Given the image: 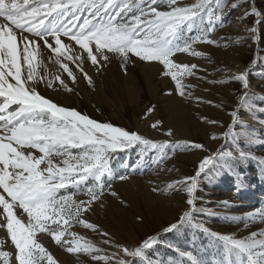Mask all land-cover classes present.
<instances>
[{
  "label": "snow or ice",
  "instance_id": "6c2138e0",
  "mask_svg": "<svg viewBox=\"0 0 264 264\" xmlns=\"http://www.w3.org/2000/svg\"><path fill=\"white\" fill-rule=\"evenodd\" d=\"M158 4H166L169 10H159L154 6ZM238 6L235 2L228 5L226 0H195L184 6H180L178 0H0V228L6 229L15 247L17 264H58L53 254L37 241L38 232L50 235L55 244L68 253L83 252L106 264H135L137 258L151 264L148 252L157 245L159 234L146 236L134 247L128 246L113 242L108 232L81 219V214L89 211L93 202L99 203L105 189L111 188L107 178L112 176V153L133 146L140 147L141 154L149 150L164 152L173 144L208 151L201 143L145 138L110 122H99L75 108L59 105L41 95L38 85L46 83L51 88L53 81L47 78L46 66L43 76L37 71L41 64L37 60L41 49L38 41H43L51 50L55 57L52 62L59 65L73 82L76 76L62 58L74 64L77 60L81 64L84 61L79 55L74 58L69 54L71 47L63 42L62 36L79 45L86 52V59L98 69L104 66L103 62L109 61L108 54L118 56L124 62L121 67L125 71L131 55L146 62H159L163 66L162 74L175 82L176 94L183 97L186 88L191 87L183 83V78L195 75L193 70L197 65L178 64L172 58L177 53L205 56L193 45L199 41L217 44L218 41L209 38V34L214 32L216 25H222L225 7L235 9ZM250 14L262 15L251 8L244 13L245 17ZM193 30L197 35H185ZM249 31L255 38L257 28L252 27ZM48 38L54 40L55 46L49 43ZM239 39L237 37V41ZM81 64H76V67L91 85L92 77ZM53 79L59 81L65 90H73L60 75L53 74ZM227 79L240 82L245 89L238 106L242 108L250 96L246 91L249 87L247 70L232 72ZM166 94L171 95L172 92ZM13 105L15 109L10 110ZM153 108L150 107L148 112ZM231 116L229 131L222 134L225 138L237 135L232 129L239 119L238 111L233 110ZM206 122L217 123L215 120ZM161 123L156 120L152 127L156 128ZM167 135H173L171 128ZM73 149L77 151L73 152ZM57 158H60L59 162ZM237 158H252V155L243 150L238 153L225 151L222 147L205 155L193 175L170 183V188H180L186 193V205L189 207L176 223L163 231L191 225L222 242L224 254L219 264H236L231 259L233 256L240 258L239 264H264V232H252L237 238L194 222L198 178L218 161ZM139 163L140 160L137 161ZM118 179L125 180L127 176L121 175ZM70 188L73 191L69 192ZM61 190L65 194H61ZM80 192L88 198L75 199ZM111 195L117 196V193L111 192ZM17 210H22L19 216ZM257 216L264 221V208L247 214L249 219ZM136 219L142 220V217L137 216ZM73 223L100 232L106 237L103 243L114 251L108 253L93 241L70 231ZM4 243L0 239V246ZM179 254L189 257L191 264H207L191 252ZM11 255L0 251L4 264Z\"/></svg>",
  "mask_w": 264,
  "mask_h": 264
},
{
  "label": "rangeland",
  "instance_id": "374dc122",
  "mask_svg": "<svg viewBox=\"0 0 264 264\" xmlns=\"http://www.w3.org/2000/svg\"><path fill=\"white\" fill-rule=\"evenodd\" d=\"M194 2L178 0L180 6ZM234 2L239 6L235 9L225 7L222 25H216L214 32L209 34V38L218 43L212 45L199 41L193 45L196 51L205 53V56L177 53L172 58L178 64L197 65L193 70L195 75L183 78V83L191 86L186 88L183 97L176 94L175 82L162 74L163 66L159 62H146L130 54L125 71L121 67L124 62L118 56L108 54L109 61L103 62L104 66L98 69L86 59V52L74 53L71 49L70 55L74 58L79 55L84 61L81 64L77 60L74 64L62 58L76 76L73 82L59 65L52 62L55 57L50 49L41 50L39 54L41 64L38 72L43 76L46 66L49 73L47 78L53 81L48 91L51 99L59 105L75 108L99 122H110L125 130L135 131L145 138L201 143L208 150L185 148L182 144L176 147L173 144L165 148L166 156L164 152L156 150L141 154L138 146L112 153V176L107 178L111 188L105 189L99 203L93 202L91 209L81 214V219L108 232L113 242L128 246L134 247L146 236L159 234L157 245L148 252L151 264H160L161 261L163 264H191L190 258L181 256L180 252H191L207 264H219L224 254L221 241L187 224L169 232L163 229L176 223L189 207L186 205V193L180 188H170L169 184L193 175L205 155L222 147L225 151L234 150L237 153L243 150L250 153L252 158L218 161L205 170L198 178L194 222L202 223L211 231L237 238L246 237L252 232H264V221L258 216L247 218L248 213L264 208V0H226L228 5ZM154 6L161 11L169 10L166 4ZM250 8L262 15L250 14L245 17L244 13ZM252 27L257 28L255 38L249 31ZM185 35L195 36L197 33L193 30ZM221 37L227 39L221 40ZM76 64H81L92 77L91 85L83 78ZM244 70L248 72L249 87L246 91L250 96L240 108V96L245 89L240 82L230 81L227 77L232 72ZM53 74L60 75L73 90L69 92L61 87L59 81L53 79ZM210 80L224 82L208 83ZM41 87H44L42 83L38 89ZM169 91L171 95L166 94ZM188 92L192 95H187ZM153 106V111L148 112ZM15 107L13 105L10 110ZM233 110L239 114L232 129L237 135L225 138L222 134L229 131ZM156 120L162 123L153 128ZM208 120L217 123L210 124L206 122ZM169 128L172 129V136L167 135ZM121 175L127 176V179H118ZM153 188L158 190L154 192ZM111 192L117 193V196L111 195ZM61 194H65L64 190H61ZM74 198L86 200L88 197L80 192ZM21 211L17 210L18 216ZM137 216L142 220H137ZM70 231L93 241L108 253L114 251L103 243L106 237L98 231L78 223H73ZM36 238L53 254L58 264H106L103 260H93L83 252L68 253L65 248L55 244L47 233L38 232ZM0 239L5 241L0 251L12 253L7 264H17L16 250L6 229L0 228ZM231 259L239 264V257L233 256ZM0 264H4L2 258ZM135 264L147 262L137 258Z\"/></svg>",
  "mask_w": 264,
  "mask_h": 264
},
{
  "label": "bare ground",
  "instance_id": "6f19581e",
  "mask_svg": "<svg viewBox=\"0 0 264 264\" xmlns=\"http://www.w3.org/2000/svg\"><path fill=\"white\" fill-rule=\"evenodd\" d=\"M32 39H35V37H30ZM49 39V43H51L53 46L54 45V40H52L51 38H48ZM61 39L63 40V42L66 44V45H69L71 47V49L73 50L74 53H83L85 51L81 50L79 45H76L74 41H71L68 37H61ZM40 44H41V50H47L48 48L43 44V41H38ZM93 49H94V46H93ZM95 50V49H94ZM37 60L39 61V55L37 57ZM37 71H40V69L38 68ZM23 72V70H22ZM14 82V81H13ZM45 87V90H44V87H41L38 89V91L40 92L41 95L45 96L46 98H49L51 99V94L49 93L48 91V87L46 86V84L42 83Z\"/></svg>",
  "mask_w": 264,
  "mask_h": 264
}]
</instances>
